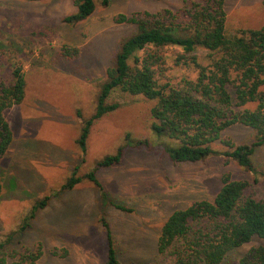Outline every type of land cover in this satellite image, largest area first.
Returning a JSON list of instances; mask_svg holds the SVG:
<instances>
[{
    "label": "rangeland",
    "instance_id": "rangeland-1",
    "mask_svg": "<svg viewBox=\"0 0 264 264\" xmlns=\"http://www.w3.org/2000/svg\"><path fill=\"white\" fill-rule=\"evenodd\" d=\"M262 1L223 0L224 33L229 36L264 25ZM93 4L85 19L67 23L63 18L75 10L72 0H0V78L8 79L11 65H18L24 78L21 101L3 111L11 140L0 159V243L10 254L39 245L37 264H103V219L120 264H171V257L156 250L162 223L175 209L210 201L223 174L248 180L245 193L264 200V144L251 157L253 167L262 172L255 176L256 182L251 172L221 154L174 163L150 129L154 100L116 90L106 102L119 106L91 122L81 153L76 139L83 121L94 112L99 85L120 41L135 28L116 18L142 12L173 14L182 0H107L105 5L93 0ZM157 51L162 56L155 73L159 85L177 86L183 79L195 78L192 66L177 61L179 47L165 45ZM143 53L135 55L140 58ZM194 53L201 64L209 62L205 50ZM254 107L249 102L232 109ZM253 133L250 127L234 123L220 132V138L248 144ZM125 134L131 140L146 139L149 145H128L117 164L95 170L104 198L84 175L95 161L123 145ZM212 146L224 150L218 141ZM75 167L74 176L81 180L60 190ZM44 197V206L21 227L30 207ZM260 243L251 238L226 252L219 264H237Z\"/></svg>",
    "mask_w": 264,
    "mask_h": 264
},
{
    "label": "trees",
    "instance_id": "trees-1",
    "mask_svg": "<svg viewBox=\"0 0 264 264\" xmlns=\"http://www.w3.org/2000/svg\"><path fill=\"white\" fill-rule=\"evenodd\" d=\"M75 10L63 21L75 23L85 19L94 8L93 0H72ZM102 5L107 0H100ZM264 6V0L262 1ZM223 0H182L176 13H134L118 15L117 21L135 25L134 31L119 43L112 66L105 71L99 85L93 114L83 121L76 143L83 153L88 128L94 119L116 109L117 102L107 103L112 91L124 95L140 94L154 100L149 109L150 129L157 137V145L174 163L196 162L208 155L221 154L242 169L252 173L253 182L262 172L252 164L256 147L264 144V25L257 29L240 30L236 34L224 33ZM174 45L182 50L177 61L195 69L193 80L183 79L177 86L159 85L155 77L161 63L157 49ZM150 47L152 49L148 50ZM203 49L209 62L201 64L194 51ZM143 51L142 57L135 55ZM7 80L0 78V159L6 151L11 131L3 111L18 104L24 91L23 73L18 65H11ZM228 88L232 90V95ZM254 102L252 110L233 111V106ZM234 123L253 130L248 144H234L220 138V132ZM224 150L213 148L215 142ZM147 147L146 139L131 140L124 136V144L114 153L94 162L84 177L91 181L106 197L94 172L98 168L117 164L126 146ZM60 185V190L73 187L81 180L74 171ZM220 187L210 201L198 200L185 208L173 210L162 223L156 239L159 254L171 257V264H219L226 252L256 237L261 243L242 255L237 264H264V200L245 193L249 181L232 180L228 174L220 177ZM1 190V182H0ZM46 197L34 203L25 216L29 220ZM127 211L122 205L112 203ZM106 240L103 264H120L115 255L108 225L101 219ZM8 241V240H7ZM6 242V241H5ZM13 254V255H11ZM7 253L0 243V264H37L40 246ZM14 258L10 262L8 258Z\"/></svg>",
    "mask_w": 264,
    "mask_h": 264
}]
</instances>
